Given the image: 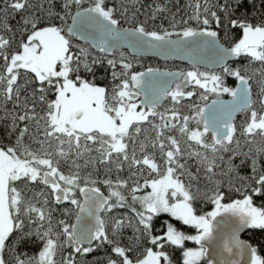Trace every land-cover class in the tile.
I'll use <instances>...</instances> for the list:
<instances>
[{"label": "snow or ice", "instance_id": "obj_1", "mask_svg": "<svg viewBox=\"0 0 264 264\" xmlns=\"http://www.w3.org/2000/svg\"><path fill=\"white\" fill-rule=\"evenodd\" d=\"M244 3L195 0L193 14L177 31L175 25L171 30H149L146 22L137 21L140 8L130 9L123 2L59 0L57 10L56 0H2L0 264H58L62 249L67 255L59 264H173L172 246L182 250V264H264L258 248L237 234L244 228L264 229V206L253 202L254 195L264 197V165L258 166L264 143L254 153L249 148V153L229 156L227 174H238L239 166L232 163L236 155L244 157L241 165L251 163L252 183L244 188L242 199L224 203L223 182L214 179L217 160H224L219 154L233 151L230 146L239 144L238 135L250 144L257 137L264 141V78L258 99H253L254 74L232 63L245 57L264 68V12L258 22L244 12L237 15ZM150 8L145 15L153 20L170 11L162 4ZM13 13L19 16L16 27L8 23ZM122 19L132 26L122 27ZM189 20L201 26H187ZM236 28L242 31L240 38L230 46L222 43L221 33L228 37ZM74 38L102 53H114L124 43L140 54L184 53L193 69L132 71V63L121 54L107 59L113 81H118L109 91L82 75L94 74L93 66L103 61L89 63L86 49L74 45ZM201 64L209 70L201 71ZM228 77L238 83L228 86ZM209 94L216 96L211 103ZM223 94L232 99L222 100ZM165 99L171 107H163ZM186 100L190 103L185 105ZM238 113L245 116L239 133ZM5 139L11 144L3 143ZM189 160H194L195 171ZM89 168L92 171L81 175ZM101 175L108 195L94 186ZM201 179L205 188L213 187L202 190ZM29 185L32 195L25 191ZM205 198L214 208L197 214L194 205ZM64 202L75 206V223H54V212ZM116 209H128L132 215L112 218L109 228L101 213ZM161 213L195 228L196 234H186L172 223L162 234H153V220ZM224 216L235 218L236 225L220 250L210 252ZM129 228L131 235L126 236ZM186 241L198 247H186ZM145 243L151 246L143 247ZM25 246L38 247V255L27 257L20 251ZM105 246L103 258L88 260Z\"/></svg>", "mask_w": 264, "mask_h": 264}, {"label": "trees", "instance_id": "obj_2", "mask_svg": "<svg viewBox=\"0 0 264 264\" xmlns=\"http://www.w3.org/2000/svg\"><path fill=\"white\" fill-rule=\"evenodd\" d=\"M35 2V0H34ZM57 2V10H59V0H56ZM108 4L111 5L113 3H120L123 2L125 5H127L130 9L133 5L135 7L140 8V12L137 14V21L146 22V27L149 30H161V29H169L171 30L172 25H175V28L177 31H179L181 28L185 27L186 25L183 23L184 20H187L189 16L193 14L194 10V4L195 0H140L139 3H136V0H107ZM224 0H219V3H223ZM201 3H203V0H201ZM210 4H216L217 0H209ZM229 3H233V0H229ZM154 4H162L166 5L167 8L170 11H166L164 13H160L157 15L156 19H147L145 13L150 14L151 8L150 6ZM254 5V6H253ZM0 6H2V0H0ZM87 6V2L85 4ZM215 10V9H213ZM241 12L246 13L249 17L254 18L253 22H258L261 18V13L264 12V5H261L260 0H245L244 7L241 8L237 15H239ZM172 14H175V19H172ZM15 18H9L8 23L11 24L13 27H16L17 21L19 20V16L15 13L12 14ZM128 20H131V11H129L128 14ZM70 22V21H69ZM136 21H133L135 23ZM122 26H132L130 23L126 22L122 19L121 21ZM191 27H200L201 25H198L195 20H189L188 25ZM213 28H215L214 25H212ZM242 35V31L239 28L233 29L228 37H224V34L221 33L222 42L231 45L234 40L240 38ZM19 37H17V40ZM73 44L78 45L80 48L86 49L87 58L89 63H91L92 59H96L98 61H103V63H97L93 66V73L88 72H82V75L89 79L90 81H94L98 86L106 87L111 91V89L114 87L115 83H118V81H113V78L111 76V72L113 69L110 65L107 64V59H119L120 55L123 54L124 57L127 59V62L132 63L133 69L132 71H142L143 69L147 67H167V68H179L181 70H189L193 69V66L184 64L183 62L176 61L173 59H160L156 56H140V55H131L126 49L119 48L114 53H102L94 48H92L88 43L83 41H78L76 38L73 39ZM75 50V49H74ZM232 62V61H231ZM233 63L234 67H247L249 74L253 75V99H258V93L260 92V81L262 78L261 72L264 71V68L260 65L259 62H248L247 58L241 57L237 60H235ZM207 69L201 67V71H206ZM116 71H120L119 65L116 68ZM219 71V70H217ZM23 76V74H22ZM28 78H31V74H28ZM235 79L228 77L225 80V83L228 86H234ZM199 92L200 90L197 89ZM225 95V94H223ZM215 95L209 94L208 99L210 97H214ZM197 99V98H194ZM190 101L186 100L184 101V104H188ZM9 107L11 105L9 104ZM163 107H171V105L168 103V100L165 99L163 102ZM163 110V108L161 109ZM185 114H187V109H184ZM245 122V116L242 113H238L235 118V124L237 127L238 133L241 131V126ZM0 136H2V132H0ZM239 139V144H232L230 148L233 151L229 152H223L219 155H222L224 160L221 162L220 160H217V164L219 167L216 168L217 176L214 178L216 180H221L223 183L221 184V190L225 192V200L224 203H230L232 200L235 199H242L243 198V191L244 188L252 183V181L249 179L253 173L251 170V163L250 160L247 161L244 165L240 164L241 159H244L242 155H236V158L232 161L234 165H238V174L237 173H228V159L230 155H233V153H249V148L253 149V153L255 152V149L259 146H261L264 141H261L259 137L256 138L255 144H250L247 142V138L238 135L237 137ZM3 143L11 144V140L5 139L3 140ZM251 155V154H250ZM194 160H189L188 164L191 166L192 171H195L194 167ZM264 165V159L258 158V166ZM66 170V169H65ZM92 171V169H87L84 172L81 173V175H86L87 172ZM220 173H226L225 175H220ZM201 176H203V172H201ZM93 177L95 178V173H93ZM243 177L244 179H241ZM103 175L100 176V183H97L94 185L95 187H99L101 190L106 192L108 195L109 189L106 185H103ZM113 179H115V173H113ZM229 182H231L232 187H229ZM206 182L201 179V188L202 190H207V188H212V184H207V188H205ZM33 186L29 185L28 188L25 189L26 192H28L29 195H32V191L29 189H32ZM234 188H240V192H236L233 189ZM36 191H39V189H35ZM47 191V190H45ZM142 194V193H139ZM76 198L80 199L79 192L76 193ZM49 199H51V196H49ZM253 202L256 206H264V197H259L254 195L253 196ZM197 209V214H203L204 212L211 211L214 208V205H212L210 202L207 201V199H201L199 200L195 205ZM65 209H72L73 211L68 214L64 215L62 214ZM75 206L71 205L69 202H64L59 206L58 211L54 212L53 215V221L55 223L56 220L59 219H66L68 222L72 223L74 215H75ZM121 215H127L131 216V212L128 209H116L112 213H101V216L106 221V225L110 228L112 225V218L118 217ZM168 223H172L175 225L179 230L184 231L186 234L189 235H195L196 229L183 225L182 222L177 221L175 217H171L169 213H161L158 217H155L153 220V234L160 235L166 230V226ZM132 229H126L125 235H131ZM243 237H245L252 246L257 247L259 254L264 256V229H247L243 234ZM151 245L149 243L143 244V247H150ZM186 247H198L194 241H186L185 242ZM107 250V246H105L104 249L98 250L94 253H92L88 260L91 261L95 258H103L105 255V251ZM20 251L25 252L27 254V257H33L38 255V247H31V246H25L20 249ZM70 251V249L68 250ZM67 255V251L60 250L57 253L56 259L59 262L62 260L63 256ZM169 255L172 258L173 264H182V250L175 248V246H172L169 248ZM24 257V258H27ZM78 259H81L80 257H77ZM81 264H83V261L81 260Z\"/></svg>", "mask_w": 264, "mask_h": 264}, {"label": "water", "instance_id": "obj_3", "mask_svg": "<svg viewBox=\"0 0 264 264\" xmlns=\"http://www.w3.org/2000/svg\"><path fill=\"white\" fill-rule=\"evenodd\" d=\"M70 23V22H69ZM122 27H130V26H122ZM78 41H81L79 40V38H76ZM172 39H177L176 36H173ZM84 42V41H83ZM222 42V41H221ZM223 43V42H222ZM92 48L98 50V48L94 47L93 45H91L90 43H88ZM119 48H123V49H126L129 54L131 55H140V56H156L158 58H161V59H169V58H173V59H176V60H180V61H188V62H192L191 60H189L188 58H186V55L184 53H173V54H168V55H160V54H157L156 52H153V51H150V52H145L143 54H140V53H137L136 51L133 50V48L129 47L127 43H124L122 44ZM118 48V49H119ZM201 55H210V53H200ZM193 63V62H192ZM203 65V64H201ZM203 66H206V65H203ZM207 67V66H206ZM147 68H153V69H156L158 70L159 73H169V72H179L181 70H178V69H170V68H167V67H163V68H159V67H156V66H153V67H147ZM147 68L143 69L142 71H145ZM141 71V72H142ZM238 82L236 81L235 85L237 84ZM222 100H225V101H228V100H231V96H225V97H220ZM216 99V97H212L208 100V103H211L212 100ZM101 192L104 193V195H107L106 192H104L103 190H101ZM79 196H80V199L82 200L83 198V194L82 193H79ZM222 218L221 217H217V220H221ZM72 223H75V215H74V218H73V221ZM236 225V220L235 218H229L227 216H224L223 217V222L218 226V239L216 241L213 242V245H212V248L210 249V252H218L220 250V246L222 245L223 241L224 240H227L231 237L232 235V230L233 228L235 227ZM249 228H244L242 230H239L238 231V236L241 240H244L248 243H250L245 237L242 236V234ZM251 244V243H250ZM197 245V244H196ZM198 246V245H197ZM245 259H247V254H246V257Z\"/></svg>", "mask_w": 264, "mask_h": 264}, {"label": "flooded vegetation", "instance_id": "obj_4", "mask_svg": "<svg viewBox=\"0 0 264 264\" xmlns=\"http://www.w3.org/2000/svg\"><path fill=\"white\" fill-rule=\"evenodd\" d=\"M229 46V45H228ZM161 59V58H160ZM169 59H173V58H169ZM173 60H176V59H173ZM176 61H180V60H176ZM180 62H183L184 64H188V65H191V66H193V63L192 62H188V61H180ZM231 62V61H230ZM201 67L202 68H205V69H207V70H209L208 69V67H206V66H203V65H199V68H200V70H201ZM170 69H178V70H181V69H179V68H170ZM189 70H192V69H189ZM189 70H181V71H189ZM216 70H218V69H216ZM235 83H236V81H235ZM234 86H235V84H234ZM188 90H191V89H188ZM225 96H230V95H228V94H225V95H222L221 97H225ZM214 97H216V96H214ZM210 98H212V97H210ZM209 98V99H210ZM208 99V100H209Z\"/></svg>", "mask_w": 264, "mask_h": 264}]
</instances>
